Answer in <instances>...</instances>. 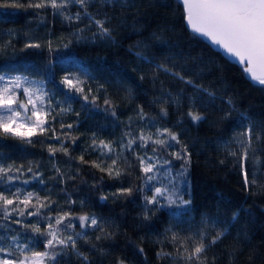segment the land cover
<instances>
[{
  "label": "trees",
  "instance_id": "obj_1",
  "mask_svg": "<svg viewBox=\"0 0 264 264\" xmlns=\"http://www.w3.org/2000/svg\"><path fill=\"white\" fill-rule=\"evenodd\" d=\"M124 4V7L103 9L110 17L106 26L112 30L114 43L99 38L92 42L94 27L83 34L86 40L77 43L72 35L77 24L54 16L51 8H0V43L7 45L0 51V74L18 73L43 80L46 91L63 100L68 90L60 83L62 76L71 73L86 79L82 75L86 72L92 77L87 80V86L99 97V107L94 108L91 103L85 105L78 94L68 93L74 98L73 112L63 119L67 123L78 121L72 130L78 139L75 144L71 140L66 142L71 159L62 152L50 157L46 146L40 143L29 145L0 136V163L23 165L25 169L31 165L34 171L42 173L45 185L33 182L27 187L33 191L43 188L39 191L41 197L50 193L56 202L54 208L71 206L75 216L87 213L107 221V230L111 233L108 237L97 240L100 233L89 229L88 238L78 240L77 247L89 257L91 264H171L168 258H157L162 248L175 251L170 239H164L165 230L170 227L180 234V239L190 234L189 230L205 229L209 240L222 228L224 237L206 252L207 264H213V258L214 264H264V140L256 141V134L264 126V86L250 82L242 66L232 64L191 34L178 0H124ZM70 10L75 13L77 9ZM89 10L95 12L96 7ZM79 27L86 24L80 23ZM9 40L11 45H8ZM28 40L41 47L25 48ZM49 41L52 51L48 48ZM65 44L68 47H64ZM136 52L141 56L135 55ZM142 57L154 64L167 60L169 68L175 65L173 71L207 88L214 93V98L207 94L202 98L194 95L193 89L177 78L154 72ZM153 76L157 77L155 82ZM100 85L103 87L97 92ZM169 93L178 97L179 102H156L158 97ZM105 98L112 101L116 117L102 110ZM82 106L88 110L82 111ZM162 106L167 109L165 117L160 116ZM141 107L149 117L158 118V126H167L178 133L191 154L187 183L180 185L183 199L190 203L164 207L148 219H145L143 194L135 190L141 185L138 166L128 168L119 179H110L78 160L82 153L86 161L96 159L97 153L90 149L85 153L93 133L98 139L118 141L132 118V127L138 134L140 121L136 113ZM189 110L203 119L193 122L187 115ZM250 124L255 125V150L244 164L249 181L255 178L256 183L246 190L239 162L243 150L238 149L236 139ZM54 125L60 131L59 123L54 122ZM224 142H228V148L224 147ZM232 149L238 151V156L228 154ZM165 157L171 161L173 173L178 172L182 161L168 154ZM57 167L64 174L62 182L57 177ZM30 175L26 173L25 178ZM120 187H132L133 194L112 196ZM102 195L108 199L101 200ZM209 219L219 222L215 229L203 223ZM78 223L75 221L76 225ZM11 228L18 225L12 224ZM75 230L80 231L78 227ZM27 234L32 235L30 231ZM36 250L42 251L43 244H38ZM61 264L80 262L69 249Z\"/></svg>",
  "mask_w": 264,
  "mask_h": 264
},
{
  "label": "snow or ice",
  "instance_id": "obj_2",
  "mask_svg": "<svg viewBox=\"0 0 264 264\" xmlns=\"http://www.w3.org/2000/svg\"><path fill=\"white\" fill-rule=\"evenodd\" d=\"M180 2L190 31L206 38L227 57L234 58L252 82L264 86V0H180ZM108 6L124 7L126 5L124 0H38V2L27 0V3L25 0H0V8L25 10L51 8L54 16L59 15L68 23L77 24L76 30L72 33L77 43L86 40L83 34L85 31H91L93 27L95 31L92 32V42H95L96 38L115 42L112 30L106 26L110 17L103 11ZM73 7L77 9L75 13L70 10ZM92 7H96L95 12L89 10ZM80 23H85L86 27H79ZM70 43H72L71 40ZM8 45H11V40L8 41ZM6 46L0 43V51H3ZM40 47V44L31 40L25 43V48ZM64 47H68V44ZM48 48L49 51L53 50L51 41ZM135 55L141 56V53L136 52ZM142 59L154 72L171 75L184 85L190 86L194 95L198 94L202 98L204 94H207L214 98V93L207 88L196 84L192 79H185L180 72L173 71L175 65L169 68L167 60L161 64H154L147 57ZM82 75L86 79L71 73L62 76L60 83L68 92L65 93L64 99L60 100L56 99L55 94L46 91L43 80L29 79L27 75L0 74V136L18 139L29 145L40 143L46 146L50 157H54L57 152H62L64 156L71 159L66 142L71 140L75 144L78 139L72 131L77 127L78 121L67 123L63 119L64 116L73 112L71 103L74 98L68 93L78 94L85 105L91 103L94 108L99 107L98 95L94 94L90 86H87V80L92 77L86 72ZM156 79L157 77L153 76V82ZM102 87V85L98 86L96 91L99 92ZM156 102L178 103L179 98L172 97L169 93L158 97ZM104 106L102 109L104 112L116 117L115 107L110 99H104ZM81 110L88 109L82 106ZM167 114V109L162 106L160 116L165 117ZM76 115L79 116V113ZM187 115L193 122L203 119L193 110H189ZM57 116L60 117L59 121ZM136 117L140 121L137 125L138 134L132 127V118L129 119L118 141L98 139L93 133L91 144L85 149V153L90 149L97 153L96 159L86 161L82 153L78 160L80 164H88L91 168L105 173L110 179H119L128 168L138 166V178L141 185L135 190L143 194L145 219H148L151 214L164 207L186 206L190 203L183 199L180 185L187 183L191 154L187 144L181 142L178 133L167 126H158L157 117H149L142 107L139 108ZM54 122L59 123L60 131L56 130ZM152 129L155 131L153 132ZM254 129L255 125L250 124L247 130L236 139L238 149L243 150V156L239 157V162L244 171L246 190L251 184L256 183L255 178L249 181V174L244 164L249 154L255 150ZM35 137H44V139L34 140ZM50 140L56 143H47ZM260 140H264V126H261L256 134V141ZM176 145L180 147L176 148ZM149 147H151L150 153ZM224 147L228 148V142H224ZM129 153L132 154L131 157ZM165 154L170 155L174 160L182 161L178 172L173 173L171 161L165 157ZM228 154L236 157L238 151L232 149ZM26 173L31 175L25 178ZM56 173L62 182L64 174L61 169L57 167ZM102 180L103 177H101ZM33 182L40 185L46 183L42 173L34 171L31 165L25 169L23 165L0 163V264H61V259L65 257L69 249L71 255H75L80 264H91L89 257L77 247L78 240H86L89 229L100 233L96 237L97 240L108 237L111 233L107 230L109 227L107 221L87 213L75 216L71 206L67 209L54 208L53 205L56 202L51 199L50 193L41 197L39 191H43V188L39 191L29 190L27 186L32 185ZM133 191L132 187H120L111 195L131 196ZM149 192L151 195L148 194ZM100 199L107 200L108 196L102 195ZM69 200L71 201L70 197ZM74 203L75 201H71V204ZM83 203L81 201V205ZM29 218L35 219L29 220ZM235 218L234 216L233 219ZM77 220L78 225L75 224ZM203 223L206 227L215 229L219 222L209 219ZM12 224L18 225V228H11ZM77 227L80 231L75 230ZM20 229L25 231L21 232ZM28 231L32 233L31 236L27 234ZM189 232L190 234L180 239V234L174 228L166 229L164 239H170L175 251H164L162 248L157 252V258H168L171 264H207V250L224 237L225 231L222 228L217 229L216 235L210 240L205 229L197 232L189 230ZM40 243L43 244L42 251L36 250Z\"/></svg>",
  "mask_w": 264,
  "mask_h": 264
},
{
  "label": "water",
  "instance_id": "obj_3",
  "mask_svg": "<svg viewBox=\"0 0 264 264\" xmlns=\"http://www.w3.org/2000/svg\"><path fill=\"white\" fill-rule=\"evenodd\" d=\"M178 2H179V4L183 7V5H182V3L180 2V0H178ZM184 23H185V26H186V28H188V26H187V24H186V21L184 20ZM189 29V28H188ZM189 32L191 33V34H193L191 31H190V29H189ZM195 35V34H194ZM197 36V35H196ZM203 42H205L214 52L216 51V52H218L220 55H221V57H223V58H225V59H227L229 62H232V64H234V65H239V63L238 62H236L235 60H234V58H229V57H227L226 56V54H224L223 52H222V50H218L215 46H213L212 44H211V42L210 41H208L206 38H204V37H200V36H198ZM239 66H241V65H239ZM246 75V78L247 79H249V81L250 82H252L251 80H250V78L247 76V74H245ZM252 83H254V82H252ZM255 84V83H254ZM255 85H257V84H255Z\"/></svg>",
  "mask_w": 264,
  "mask_h": 264
},
{
  "label": "rangeland",
  "instance_id": "obj_4",
  "mask_svg": "<svg viewBox=\"0 0 264 264\" xmlns=\"http://www.w3.org/2000/svg\"><path fill=\"white\" fill-rule=\"evenodd\" d=\"M5 74H8V75H22V74H18V73H16V74H12V73H5ZM29 79H31V78H29Z\"/></svg>",
  "mask_w": 264,
  "mask_h": 264
}]
</instances>
